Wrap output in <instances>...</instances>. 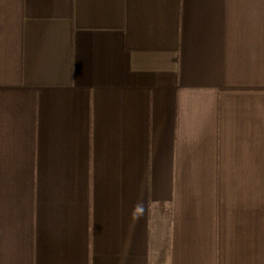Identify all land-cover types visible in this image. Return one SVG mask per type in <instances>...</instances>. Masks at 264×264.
I'll list each match as a JSON object with an SVG mask.
<instances>
[{
  "label": "crops",
  "instance_id": "1",
  "mask_svg": "<svg viewBox=\"0 0 264 264\" xmlns=\"http://www.w3.org/2000/svg\"><path fill=\"white\" fill-rule=\"evenodd\" d=\"M0 264H264V0H0Z\"/></svg>",
  "mask_w": 264,
  "mask_h": 264
},
{
  "label": "rangeland",
  "instance_id": "2",
  "mask_svg": "<svg viewBox=\"0 0 264 264\" xmlns=\"http://www.w3.org/2000/svg\"><path fill=\"white\" fill-rule=\"evenodd\" d=\"M162 238L164 239V237L162 236ZM162 241V240H161Z\"/></svg>",
  "mask_w": 264,
  "mask_h": 264
}]
</instances>
